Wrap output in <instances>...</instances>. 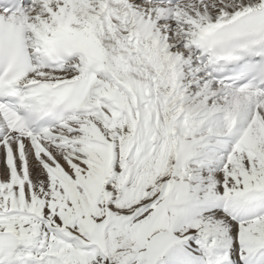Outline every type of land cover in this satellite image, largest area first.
<instances>
[{
    "label": "snow or ice",
    "instance_id": "snow-or-ice-1",
    "mask_svg": "<svg viewBox=\"0 0 264 264\" xmlns=\"http://www.w3.org/2000/svg\"><path fill=\"white\" fill-rule=\"evenodd\" d=\"M0 264H264V0H0Z\"/></svg>",
    "mask_w": 264,
    "mask_h": 264
}]
</instances>
